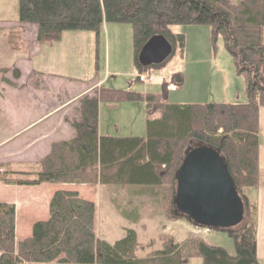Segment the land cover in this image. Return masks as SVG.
<instances>
[{
    "label": "trees",
    "instance_id": "trees-1",
    "mask_svg": "<svg viewBox=\"0 0 264 264\" xmlns=\"http://www.w3.org/2000/svg\"><path fill=\"white\" fill-rule=\"evenodd\" d=\"M18 23L35 27L37 40L48 43L59 42L64 32H92L98 38L105 24H128L137 75L162 69L176 48H183L184 36L173 33L170 27L206 26L213 42L221 39L235 74L243 78L245 101L169 104L160 95L99 86L77 98L64 117L74 132L71 140L53 143L39 160L36 173L0 167V183L28 187L165 186V218L198 227L175 205L178 169L189 146L197 143L218 153L242 200L244 215H250L242 189L258 185V112L264 108V0H18ZM154 36L164 37L173 53L158 66L141 67L138 54ZM14 74L19 79V72L14 70ZM177 76L181 86L183 79L180 74L173 78ZM134 79L131 86L141 83L138 77ZM100 102H145L148 120L144 136H100ZM29 176L33 178L17 179ZM15 213L14 205L0 203V264H183L190 259H200L202 264H258L249 215L238 227L217 230L232 240L233 256L194 236L177 243L171 236L161 235L162 249L138 258L140 245L131 229H125L123 238L113 244L97 238L95 206L75 191L53 192L48 220L34 223L29 237L19 243L15 241Z\"/></svg>",
    "mask_w": 264,
    "mask_h": 264
},
{
    "label": "rangeland",
    "instance_id": "rangeland-1",
    "mask_svg": "<svg viewBox=\"0 0 264 264\" xmlns=\"http://www.w3.org/2000/svg\"><path fill=\"white\" fill-rule=\"evenodd\" d=\"M0 6L3 17L18 23V0H3ZM23 27L21 32L24 29L28 35L33 26ZM170 30L184 36L183 48H176L165 67L151 70L145 74V81L133 83L132 86L130 82L135 81L136 74L133 72L132 29L128 24H105L98 38L95 33L78 31L64 32L56 43L38 42L39 46L52 50V57L49 79L36 92L32 88L40 85L41 71L34 61L31 64L23 62L26 47L21 33L17 29L0 30V69H8L0 73V109L3 111L8 105H27L33 114L30 117H18L15 124L18 126L26 118L41 120L38 118L43 115L46 105L65 103L99 86L116 91L130 90L140 95H160L169 104H240L245 101L243 78L235 74L232 60L224 51L220 38L213 42L210 29L206 26H173ZM17 68L22 73L20 79L15 78L14 70L18 71ZM178 74L183 79L181 86H178V76L173 78ZM3 79L15 87L9 86ZM17 82L20 88L15 90ZM15 94L27 95V101L5 100L6 97L12 100L9 96ZM99 110L102 131L107 132L104 134L144 136L145 122L148 120L145 102H100ZM62 114L60 111L51 118L45 117L35 128L11 135L8 120L0 117V163L4 170L36 173L39 170L36 158L48 154L45 150L61 137L60 133L50 134L48 131L51 130L49 127L56 125L55 120ZM198 149H204V146L192 143L188 152ZM78 187H81L78 188L81 193L85 191L95 202V234L104 242L113 244L123 238L125 229H131L136 233L140 245L136 256L142 258L162 249L159 242L161 235H174L170 221L165 218L168 207L163 201L168 195L165 186L111 185L100 190L92 186ZM242 193L248 199L250 215L245 213L240 216L235 221V227L240 226L249 215L254 224L256 245L261 249L264 247L263 182L256 187L243 188ZM126 217L138 221L133 223L131 219L125 220ZM212 235L214 239L211 241L215 247L223 249L230 256L234 255L232 240L222 232L211 230L206 236L199 235L198 238L208 240ZM174 240L176 242L178 239ZM183 264L202 263L200 259H190Z\"/></svg>",
    "mask_w": 264,
    "mask_h": 264
},
{
    "label": "crops",
    "instance_id": "crops-1",
    "mask_svg": "<svg viewBox=\"0 0 264 264\" xmlns=\"http://www.w3.org/2000/svg\"><path fill=\"white\" fill-rule=\"evenodd\" d=\"M1 1L3 0H0V3ZM0 11H1V6H0ZM21 28H24L23 25L19 23H15V21H9L7 17L6 18L3 17L0 13V30L5 31V30L17 29L21 33L22 42L25 44V47H26L24 49L25 56L22 58L23 62H26L27 64H31L34 61L39 71H41L40 72V76H41L40 85H37L36 88H32L33 92H36L39 86H41L45 82V80L49 79V76H50L49 69L51 67L50 65H51L52 50L47 49V47H43V46L41 47L37 44L39 41L37 40V37H36L35 27H32V30L29 31L30 34L28 35L26 34V30L24 31V29L22 30L23 32H21ZM262 41L264 43V31L262 33ZM50 46L51 45H49V48ZM17 70L19 72V75H20L19 79H20L22 77V73L18 68ZM133 72L136 74L135 70ZM16 86L17 87L15 88V90L20 88L19 82H17ZM87 93H84V94H87ZM26 96L27 95H23V94H15V95L9 96L12 100L6 99L7 97L5 98V100L9 102H19V101L24 102V101H27ZM32 97L35 98V96H32ZM79 97L80 96L73 97L69 99L67 102L65 103L63 102L58 105L56 104H51V106L46 105L45 110H43V115L40 116L41 118H38V119H41L39 121L26 118L24 121L19 123L18 126H15L16 119L18 117L22 115L29 116V117L32 116L33 113H31V110H29V107L27 105L25 106H20V105L5 106V110L1 111L0 109V117L6 118L8 120V125L10 126V130H11L9 133L11 135L12 133H19L20 131H27L28 129L35 128L36 126H38V124L42 121L43 118L45 117L51 118L54 115L58 114V112L62 111L63 114L55 120L56 125L55 126L52 125L51 127H49V129L51 130L50 132L48 131V133L52 134L53 132L54 134L55 132H57L61 134V137L57 139L56 141L52 142L49 145V147L45 150L46 153H49L47 151H50V147L53 143H56L59 141H69L74 137V132L71 129V127L65 122L64 117L69 114L72 104ZM42 102H45V101L43 100ZM258 124L260 128V132L263 134V138L260 137L261 139H260L259 153H258V164H259L258 185H260V182L261 183L263 182V185H264V108L259 109ZM97 131L100 136H113L111 134H104L107 132L102 131L100 110H98ZM6 141L7 140H5L2 143H5ZM26 145L29 146V143H27ZM41 158L39 159L36 158V161L39 162ZM7 165L9 164L7 163ZM0 167L4 170L1 163H0ZM78 186H82L83 188H89V186H92V187H97L99 190L101 188L107 187V186H102L100 184H94V185L41 184L39 186L28 187V186L4 185L0 183V203L12 204L15 206V209H16V213H15V241L16 243H19L23 241L24 239H26L27 237H29L31 227L34 223L45 222L48 220L49 202H50L53 192L55 191H75L79 194V197L81 199L89 201L93 203L95 206V202L89 198L88 194L85 191L81 193L78 189L81 187H78ZM124 219L128 221H130L131 219L133 223H136V221H138L132 217L130 219L126 217ZM170 225L172 226L170 227V229L173 230L172 232L174 233V235L170 234V236H172L174 239H178L176 240L177 243L183 242L186 238H189L194 233V229L190 225H187L186 223L177 221V222H170ZM207 239L208 240L202 239V241L207 246L215 247V245L211 241L214 239L213 235L211 237L209 236ZM256 260L258 264L264 263V247L260 249L258 245H256Z\"/></svg>",
    "mask_w": 264,
    "mask_h": 264
},
{
    "label": "water",
    "instance_id": "water-1",
    "mask_svg": "<svg viewBox=\"0 0 264 264\" xmlns=\"http://www.w3.org/2000/svg\"><path fill=\"white\" fill-rule=\"evenodd\" d=\"M171 54L165 38L154 36L143 45L137 60L141 67L158 66ZM175 205L195 224L212 230L235 227L243 215L242 202L221 158L207 147L185 154L176 176Z\"/></svg>",
    "mask_w": 264,
    "mask_h": 264
},
{
    "label": "built area",
    "instance_id": "built-area-1",
    "mask_svg": "<svg viewBox=\"0 0 264 264\" xmlns=\"http://www.w3.org/2000/svg\"><path fill=\"white\" fill-rule=\"evenodd\" d=\"M204 233H206V231Z\"/></svg>",
    "mask_w": 264,
    "mask_h": 264
}]
</instances>
